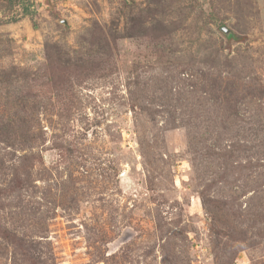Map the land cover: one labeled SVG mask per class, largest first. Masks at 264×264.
<instances>
[{
    "label": "rangeland",
    "instance_id": "rangeland-1",
    "mask_svg": "<svg viewBox=\"0 0 264 264\" xmlns=\"http://www.w3.org/2000/svg\"><path fill=\"white\" fill-rule=\"evenodd\" d=\"M0 264H264V0H0Z\"/></svg>",
    "mask_w": 264,
    "mask_h": 264
},
{
    "label": "water",
    "instance_id": "water-1",
    "mask_svg": "<svg viewBox=\"0 0 264 264\" xmlns=\"http://www.w3.org/2000/svg\"><path fill=\"white\" fill-rule=\"evenodd\" d=\"M225 32H228L227 30Z\"/></svg>",
    "mask_w": 264,
    "mask_h": 264
}]
</instances>
